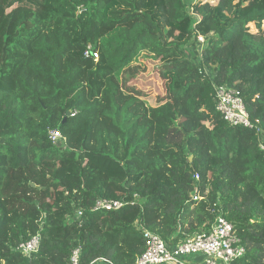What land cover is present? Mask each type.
Listing matches in <instances>:
<instances>
[{
  "label": "trees",
  "instance_id": "16d2710c",
  "mask_svg": "<svg viewBox=\"0 0 264 264\" xmlns=\"http://www.w3.org/2000/svg\"><path fill=\"white\" fill-rule=\"evenodd\" d=\"M143 54L165 85L154 104ZM217 86L260 132L224 120ZM262 142L264 0H0V264L76 249L79 264H135L139 226L173 247L219 216L246 250L232 264H264ZM36 235L38 252L16 251Z\"/></svg>",
  "mask_w": 264,
  "mask_h": 264
},
{
  "label": "built area",
  "instance_id": "2783aa9c",
  "mask_svg": "<svg viewBox=\"0 0 264 264\" xmlns=\"http://www.w3.org/2000/svg\"><path fill=\"white\" fill-rule=\"evenodd\" d=\"M202 45L205 39H198ZM86 57L99 59L98 53L90 46L86 52ZM217 111L224 120L233 126H241L249 129H257L260 132L259 123L253 122L246 109L244 99L240 93L229 86H217L216 88ZM262 133V132H261ZM50 137L53 142L59 143L63 140V135L59 131H51ZM264 152V142L261 143ZM198 178V177H197ZM127 202L102 200L97 203V209L117 211ZM81 216L77 212V217ZM141 229L145 241L146 249L138 257L135 264H232V262L244 257L246 250L235 233L233 225L223 216H219L211 229L191 237L182 239L175 246L171 247L155 233L150 232L142 226ZM40 236L36 235L27 242H22L16 251L30 257L38 252L40 247ZM80 249H76L71 257V264L80 263ZM100 261L112 264L106 259Z\"/></svg>",
  "mask_w": 264,
  "mask_h": 264
},
{
  "label": "rangeland",
  "instance_id": "374dc122",
  "mask_svg": "<svg viewBox=\"0 0 264 264\" xmlns=\"http://www.w3.org/2000/svg\"><path fill=\"white\" fill-rule=\"evenodd\" d=\"M250 31L254 34L258 33L257 27L254 24H250ZM199 39H203L199 37ZM200 51L205 47L206 43L202 45L200 43ZM199 50V49H198ZM199 52V51H198ZM141 67V76L137 80L136 85L138 88L146 92V97L151 104L156 102L158 96L163 95L165 92L164 81L160 78L159 74V61L154 59L150 55L143 54L137 62ZM174 107V103L172 102ZM58 147H61L60 143H57Z\"/></svg>",
  "mask_w": 264,
  "mask_h": 264
},
{
  "label": "water",
  "instance_id": "95a60500",
  "mask_svg": "<svg viewBox=\"0 0 264 264\" xmlns=\"http://www.w3.org/2000/svg\"><path fill=\"white\" fill-rule=\"evenodd\" d=\"M190 161H192V158H190Z\"/></svg>",
  "mask_w": 264,
  "mask_h": 264
}]
</instances>
